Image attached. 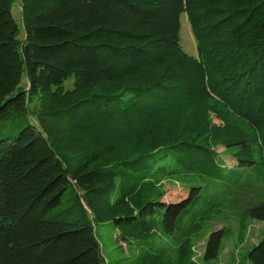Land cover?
<instances>
[{
    "label": "trees",
    "instance_id": "16d2710c",
    "mask_svg": "<svg viewBox=\"0 0 264 264\" xmlns=\"http://www.w3.org/2000/svg\"><path fill=\"white\" fill-rule=\"evenodd\" d=\"M12 1L0 0V122L38 105L35 124L0 135V264H104L97 223L142 239L156 205L174 232L198 195L161 201L165 178L251 170L264 184V0H21L23 39ZM249 214L264 221V200ZM248 257L264 264V236Z\"/></svg>",
    "mask_w": 264,
    "mask_h": 264
},
{
    "label": "rangeland",
    "instance_id": "374dc122",
    "mask_svg": "<svg viewBox=\"0 0 264 264\" xmlns=\"http://www.w3.org/2000/svg\"><path fill=\"white\" fill-rule=\"evenodd\" d=\"M12 13L19 25L18 38L25 32L21 13V0H13ZM181 44L191 55H198L197 41L186 12L181 15ZM73 77L66 81L71 86ZM28 85L26 70L20 86ZM38 100L19 111L10 121L0 122V135H15L29 124H35L36 114L32 109ZM219 151L224 147L219 146ZM239 169H236V171ZM237 180L221 183L208 177L179 176L165 178L159 187L160 200L177 201L189 194L198 195L188 211L179 219L174 232L164 228L165 208H158L145 217L154 233L145 238H123V227L114 221L98 222L96 236L105 259L104 264H253L249 250L264 236V221L249 214L250 207L264 200V184L255 181L254 172L241 171ZM71 187L67 191L69 194ZM216 231H222V241L216 258H206L208 240Z\"/></svg>",
    "mask_w": 264,
    "mask_h": 264
}]
</instances>
